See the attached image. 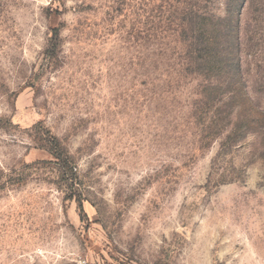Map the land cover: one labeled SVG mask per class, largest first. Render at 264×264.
Masks as SVG:
<instances>
[{"label":"rangeland","instance_id":"374dc122","mask_svg":"<svg viewBox=\"0 0 264 264\" xmlns=\"http://www.w3.org/2000/svg\"><path fill=\"white\" fill-rule=\"evenodd\" d=\"M0 264H264V0H0Z\"/></svg>","mask_w":264,"mask_h":264},{"label":"trees","instance_id":"16d2710c","mask_svg":"<svg viewBox=\"0 0 264 264\" xmlns=\"http://www.w3.org/2000/svg\"><path fill=\"white\" fill-rule=\"evenodd\" d=\"M42 141L44 142L43 144H40L41 147L47 149L53 156L54 158L57 160L58 163H62L63 168H65V170L63 171L64 174H67V169H71L72 170V174L75 173L74 169H75V165L73 164V162L69 159V157L67 156V154H65L63 152V149L60 145V143L55 140V138L51 137L48 138V140L46 138H41ZM70 179L74 180V178L70 177ZM79 206H81L82 204V200H79Z\"/></svg>","mask_w":264,"mask_h":264}]
</instances>
